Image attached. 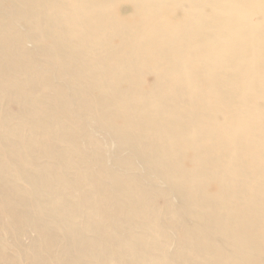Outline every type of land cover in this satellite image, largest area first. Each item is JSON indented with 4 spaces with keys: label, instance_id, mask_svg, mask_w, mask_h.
<instances>
[{
    "label": "bare ground",
    "instance_id": "1",
    "mask_svg": "<svg viewBox=\"0 0 264 264\" xmlns=\"http://www.w3.org/2000/svg\"><path fill=\"white\" fill-rule=\"evenodd\" d=\"M0 264H264V0H0Z\"/></svg>",
    "mask_w": 264,
    "mask_h": 264
}]
</instances>
